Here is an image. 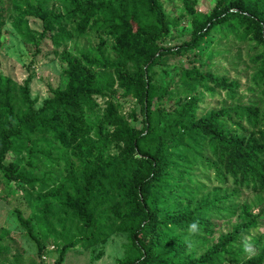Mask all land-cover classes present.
<instances>
[{"label":"trees","instance_id":"1","mask_svg":"<svg viewBox=\"0 0 264 264\" xmlns=\"http://www.w3.org/2000/svg\"><path fill=\"white\" fill-rule=\"evenodd\" d=\"M50 1L26 5L14 22L36 53L46 36L56 49L87 31L100 37L95 50L62 54L65 85L39 108L29 96L31 77L19 87L0 77V175L37 190L38 214L27 219L17 214V221L38 254L43 246L36 227L58 215L77 228L65 229L62 222L54 264H62L69 249L92 248L113 234L126 238L123 264H264V232L252 234L264 208L252 216L245 205L241 223L198 254L212 238V221L235 216L241 190L264 194V0H215L205 15L197 13L195 0H180L191 34L170 48L163 43L174 23L163 0H56L64 12L48 8ZM26 16L40 21L41 33L28 29ZM212 33L250 46L249 87L256 101L198 116L197 89L234 100L239 85L200 70L193 60L190 69L177 72L187 100L165 110L161 100L168 92L155 85V70L169 56L204 54ZM105 40L112 42L111 58L102 50ZM118 92L139 105L141 130L128 123L133 112L119 114ZM94 97L105 101L97 123L88 120L96 117ZM111 146L116 154L109 153ZM9 156L13 160L7 162ZM40 160L62 163L61 176L37 177ZM196 169L212 173L223 188L204 193ZM245 238L262 250L241 259L236 253Z\"/></svg>","mask_w":264,"mask_h":264},{"label":"rangeland","instance_id":"2","mask_svg":"<svg viewBox=\"0 0 264 264\" xmlns=\"http://www.w3.org/2000/svg\"><path fill=\"white\" fill-rule=\"evenodd\" d=\"M37 0H2L0 9L2 10L0 20V77L8 78L16 87L23 86L28 77H31L29 84V96L34 102V107L39 108L42 102L51 96V92L56 88H63L66 82L64 76L65 64L62 54L73 55L79 52H90L95 50L100 37L94 31H87L83 36L74 38L60 48L51 45L49 36H46L38 47L36 53L32 45L26 44L17 33L14 22L17 19V12H23L26 5H32ZM195 10L200 15L209 14L214 7L215 0H195ZM48 8L64 12V7L52 0L46 4ZM162 6L167 16L173 21L169 36L163 43L164 47H175L190 37V18L185 13L180 0H163ZM24 21L28 29L33 33H41L42 27L38 19L26 16ZM68 30L71 28L68 27ZM213 41L206 52L202 55L197 50L186 54H176L169 56L162 70H155L156 83L161 89H167V96L161 100V105L167 111L175 110L179 105L187 100V95L182 90L179 83V70L191 68L192 61L195 66L204 72H211L218 76L227 78L229 81L237 82L239 87L234 100H229L224 92H209L201 88L197 89V96L200 98L197 104L198 116L205 115L211 111H218L222 107H229L238 103L248 104L256 101L257 96L250 92L249 80L253 73V66L250 64L248 51L250 46L240 43L237 40L219 38L216 33H212ZM112 42L105 40L102 50L108 57H112L110 47ZM175 52V50H174ZM119 114L122 117L129 116L133 112L135 118H127L128 123L141 130L143 127L140 107L134 99L123 98L121 93L115 95ZM97 108L96 117L88 118L89 121L97 123L104 108L105 101L102 98H93ZM157 102H154V106ZM110 154H116L117 148L111 146ZM60 154L52 155L56 159ZM13 160L11 156L7 162ZM57 162L53 165L40 160L36 166L35 175L39 178L46 177L55 180L61 176L62 163L58 167ZM196 181L205 185L206 191L211 192L214 188L223 186L213 180V174L206 170L196 169L194 172ZM227 187V186H225ZM229 187V186H228ZM37 190L30 191L27 187L6 181L0 175V264H54L59 255L61 242L56 240L60 233V226L66 220L64 228L76 229L68 218L58 217V215L48 220L46 224L40 222L37 226L43 252L38 254L35 243L28 237L25 230L18 224L17 214L23 218L36 217L39 208ZM239 206L235 216L229 220L212 221V238L205 244L204 249H200L198 254H202L212 244L216 243L220 236L230 233L233 227L242 221V206H246L248 213L257 215L264 208V194L252 193L241 190L234 200ZM53 212H57L53 208ZM260 226L253 230L252 234H262L264 232V216L259 219ZM73 232L70 233V237ZM249 239L239 243L241 245L237 251L238 257L248 259L260 253L262 248L248 242ZM127 241L123 235L113 234L103 243L85 248L77 246L69 249L62 264H123L127 260ZM264 247V244L263 246Z\"/></svg>","mask_w":264,"mask_h":264},{"label":"clouds","instance_id":"3","mask_svg":"<svg viewBox=\"0 0 264 264\" xmlns=\"http://www.w3.org/2000/svg\"><path fill=\"white\" fill-rule=\"evenodd\" d=\"M193 227H195V226L193 225Z\"/></svg>","mask_w":264,"mask_h":264}]
</instances>
